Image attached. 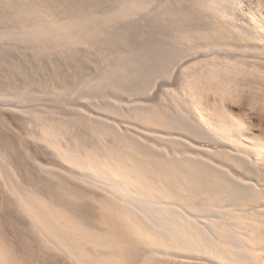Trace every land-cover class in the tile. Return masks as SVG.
I'll list each match as a JSON object with an SVG mask.
<instances>
[{"label":"bare ground","instance_id":"bare-ground-1","mask_svg":"<svg viewBox=\"0 0 264 264\" xmlns=\"http://www.w3.org/2000/svg\"><path fill=\"white\" fill-rule=\"evenodd\" d=\"M163 1L0 0V264H264V17Z\"/></svg>","mask_w":264,"mask_h":264},{"label":"rangeland","instance_id":"rangeland-1","mask_svg":"<svg viewBox=\"0 0 264 264\" xmlns=\"http://www.w3.org/2000/svg\"><path fill=\"white\" fill-rule=\"evenodd\" d=\"M163 2H166V0ZM232 16H234V18L237 21H241L244 23L251 21L255 17H258V18L264 17V0H242L240 5L237 6L236 9H234ZM190 64H192V63H190ZM187 66L189 68H185V71L187 70L189 72V74H191L193 72L192 69L194 67H193V65H187ZM238 93L239 94H235V95L231 96L233 99L230 97L231 99L229 98L228 100H226V102L229 105L233 104L231 106L234 108L235 116L237 115V116H239V117L241 116L243 118L246 117L245 119H246V121H248L247 123L250 126L251 131L255 134V136L258 139L263 140L264 132H262V131L264 130V122H262V121H264V119H262V118H264V107L262 109L261 100L258 104H256L254 106V111L256 109V113H255L253 110L251 111V109H252L251 106L248 107V105H246V106L243 105L244 103L247 104L248 101L251 102V99H252L251 94L247 93L246 89H244L243 91H239ZM240 94H243V95L240 96ZM236 99H237V101H236ZM235 101H236V103H235ZM234 105H236V106H234ZM238 105H240V106H238ZM257 105H258V107H257ZM245 108H247V109H245ZM243 112H245V113H243ZM247 114H249V115H247ZM261 114L263 117L261 116ZM255 115L257 116V118H259V116H260V118H259L260 120L255 118L256 117ZM253 116H254V118H253ZM247 119H249V120H247Z\"/></svg>","mask_w":264,"mask_h":264}]
</instances>
